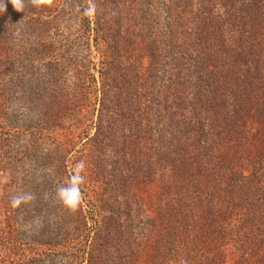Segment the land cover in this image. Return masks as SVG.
Instances as JSON below:
<instances>
[{
  "label": "trees",
  "instance_id": "trees-1",
  "mask_svg": "<svg viewBox=\"0 0 264 264\" xmlns=\"http://www.w3.org/2000/svg\"><path fill=\"white\" fill-rule=\"evenodd\" d=\"M51 1L0 0V128L15 121L14 102L40 100L39 73L63 107L91 79L99 84L83 169L102 194L70 264H264V0H167L158 42L141 27L119 39L107 0L93 29L98 78L74 76L71 88L62 78L86 66L91 28L81 52L44 61L34 16L51 12ZM16 2L24 16L9 14ZM21 20L25 48L12 39Z\"/></svg>",
  "mask_w": 264,
  "mask_h": 264
},
{
  "label": "rangeland",
  "instance_id": "rangeland-1",
  "mask_svg": "<svg viewBox=\"0 0 264 264\" xmlns=\"http://www.w3.org/2000/svg\"><path fill=\"white\" fill-rule=\"evenodd\" d=\"M110 1H114L111 5L115 8L113 22L122 29L119 39L125 40L124 32L131 33L137 27L154 41L162 39L161 32L167 22L164 12L167 0ZM51 2V12L43 11L42 17L34 16L37 20L34 28L39 29L38 34L33 33L37 35L35 48L40 50L41 58L51 61L62 53L81 52L88 23L91 55L87 57L86 66L83 67L81 61H77L80 65H72L73 70L64 75L62 81L70 87L74 76L84 79L90 73L98 78L95 68L100 57L93 29L96 14L110 8L107 0ZM16 3L17 10H10L9 14L16 12L19 17L24 16V3ZM137 10L149 12L140 18L141 13L136 17ZM26 23L21 20L12 27L16 28L12 39L18 41L16 34L23 32V27L26 29ZM135 37V34L129 36L132 40ZM24 43L21 39L17 44L21 47ZM42 62L39 61V66ZM38 79V86H34L40 100L32 102L30 108L14 102L8 112L16 116L15 121L10 117L7 126L0 128V257L5 260L4 264H70L75 240L89 233L94 223L91 206H99L97 198L102 194L101 188L90 182L83 169L89 153L86 145L96 134L99 123V84L91 83V79L90 91L74 93L70 103L63 107L65 98L54 100L53 92L49 96L45 91L53 88V85L47 88V76L39 73ZM31 123L33 131L27 129ZM65 140L72 141L71 145L61 146ZM150 189L152 206L158 208V188Z\"/></svg>",
  "mask_w": 264,
  "mask_h": 264
}]
</instances>
